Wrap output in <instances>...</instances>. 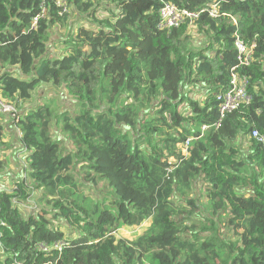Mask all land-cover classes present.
<instances>
[{"label":"trees","instance_id":"trees-1","mask_svg":"<svg viewBox=\"0 0 264 264\" xmlns=\"http://www.w3.org/2000/svg\"><path fill=\"white\" fill-rule=\"evenodd\" d=\"M104 1L111 9L99 19L97 0H67L66 14L55 0H0V96L22 111L8 127L0 115V155L14 124L28 164L26 179L0 191V264H264V144L252 138H264V0H163L200 15L170 31L159 28L161 0ZM67 26L53 54L52 30ZM193 28L207 40L198 53ZM238 40L256 45L242 69L252 100L220 120ZM43 85L80 109H23ZM197 88L206 89L201 101L191 98ZM100 183L110 202L85 194ZM202 198L228 236L216 223L192 224ZM29 202L36 211L25 218ZM123 228L142 233L118 240Z\"/></svg>","mask_w":264,"mask_h":264},{"label":"rangeland","instance_id":"rangeland-1","mask_svg":"<svg viewBox=\"0 0 264 264\" xmlns=\"http://www.w3.org/2000/svg\"><path fill=\"white\" fill-rule=\"evenodd\" d=\"M93 1H96V0H93ZM97 1H98V4H96V5H97V9L99 11V13H97V17L99 19H102V18L106 17V13L108 12L106 10L111 9V7H110V5L106 4V2L104 0H97ZM77 16L82 17L81 15H77ZM77 16L76 15L72 16L70 24L73 25L75 21L81 22V19L78 18ZM84 25L87 27L88 26L90 27V24L85 23ZM69 29H70V26H67L65 28H61V27L53 28L52 40L49 43V47L51 48L50 51H52L53 54H56L57 52L60 51V49L58 50V48L56 47V45H58V44H56V42H58L61 39V37L65 36ZM191 35L193 37L192 50L195 53L202 51L207 46L206 38H203L201 35H199L195 28H193L191 30ZM52 45H53V47H52ZM183 94L185 96H188V98H189V89H185L183 91ZM205 96H206V89L197 88L192 93L191 98L201 101L202 99H204ZM51 102L54 104L55 115H59V116L62 113L63 114H65V113L73 114L74 112H76L80 109L78 102H76L74 99L69 97L65 90L57 89V88H54L50 85L41 86L36 91L33 100L28 102V103L23 104L22 106L25 105L23 107V109H25V108L27 109L28 107H30L32 105H35V104L38 105V103L46 104V103H51ZM16 109L20 115V113H22V111H19L20 109H18V108H16ZM55 115H54V117H55ZM4 121H5L4 123L6 126L9 125L8 123H10V120L8 117L5 116ZM54 123H55V119L53 121V124ZM11 127L14 128L15 125L13 124V126H11ZM52 132H53V139L55 141H60L61 147L63 149L68 147L67 136L63 132H61V129L59 131V129L56 128V125H55ZM13 134H11V135L7 134L5 147H7V148L10 147V148L8 150H5V152H2V156L0 155L4 159L5 158L8 159L7 168L3 172H0V191L5 190V189L10 190L13 188V186L15 185L16 182L20 181L21 179L27 178V170H26L28 167L27 160L23 156L24 154L22 152H20L19 141H18L17 145L13 144L12 139H14V141H15V136H16ZM11 145L13 147H11ZM69 146H70V144H69ZM85 191H87V192H85V194L92 195L94 198H96L97 195H99L101 197V200H105L107 202H110L112 200V196H111L112 191L107 187V185L105 183H100L96 187L88 184ZM193 193H194V196H197V197L202 196L201 190H199L198 188H195ZM204 204L205 203H204L203 198L200 199V205L202 206V208H201V210H199L197 212L198 214L196 216H194V218L192 219V224H195V226L197 227V230H200L202 228V226L212 227L213 226L212 223H216V219L213 218L211 215H208V212H206L204 210V207H205ZM34 205H35L34 202H29V203L21 206V211L23 212L25 218H27V216L30 214V212H32V209H30V207L34 206ZM186 224L189 225V219L186 221ZM215 226H216V229H219V232L221 233V235L228 236L230 234V231L227 228V220L226 219L224 220V218H222V220L218 222V225L216 223ZM145 227H147V226H145ZM141 233H142V229L140 231V229L132 230V229L123 228L117 232L116 237L118 240L131 241V240H134L136 236L141 235ZM68 234L72 235L71 233H68ZM2 258H4V255H3V252L0 250V260H2Z\"/></svg>","mask_w":264,"mask_h":264},{"label":"built area","instance_id":"built-area-1","mask_svg":"<svg viewBox=\"0 0 264 264\" xmlns=\"http://www.w3.org/2000/svg\"><path fill=\"white\" fill-rule=\"evenodd\" d=\"M45 2V0H43ZM57 5L63 9V14L68 13L67 7V0H55ZM86 1V0H83ZM163 6L159 12L160 21H159V28L163 30H173L180 28L185 24L194 25L195 21L199 18V14L189 12L185 9H180L175 4L165 2L161 0ZM44 5V3H43ZM213 11L211 12L212 17L217 16V6L212 7ZM231 20L236 22L234 17H231ZM38 19L34 21L32 29L37 31L38 30ZM256 45H251L250 47L246 45L244 42L238 40L236 42V49L238 51V67L232 70L231 82L229 90L219 98V115L220 120H223L227 117V115L238 111L241 107L249 105L252 96L249 93L250 87V78L242 73L243 68H247L251 65L253 58H254V50ZM0 115L4 118L5 116L9 118L13 123H18L20 120V115L17 112V109L14 105L7 103L1 96H0ZM210 129L209 126L204 125L201 128V132L204 134ZM252 138L256 139L257 141L264 144V138L259 135L257 131L252 133ZM186 144L185 151L188 152L190 142ZM30 209L32 211L36 210V206H31ZM27 210V209H26ZM64 246V242H58L54 244L53 249L62 251ZM52 248L46 245L41 246L42 252H50ZM12 264H23L20 262H13Z\"/></svg>","mask_w":264,"mask_h":264},{"label":"crops","instance_id":"crops-1","mask_svg":"<svg viewBox=\"0 0 264 264\" xmlns=\"http://www.w3.org/2000/svg\"><path fill=\"white\" fill-rule=\"evenodd\" d=\"M52 47H53V45H52ZM56 47H58V46H56ZM8 133L11 135V134H13V135H16L15 136V141H14V139H12V141H13V144L14 145H17L18 144V141H19V139H18V134H19V132H18V130H17V127H14V128H9L8 129ZM11 147H13L12 145H11Z\"/></svg>","mask_w":264,"mask_h":264}]
</instances>
